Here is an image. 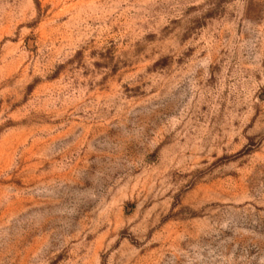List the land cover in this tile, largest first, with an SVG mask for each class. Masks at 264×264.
Listing matches in <instances>:
<instances>
[{"label":"rangeland","instance_id":"1","mask_svg":"<svg viewBox=\"0 0 264 264\" xmlns=\"http://www.w3.org/2000/svg\"><path fill=\"white\" fill-rule=\"evenodd\" d=\"M0 264H264V0H0Z\"/></svg>","mask_w":264,"mask_h":264}]
</instances>
